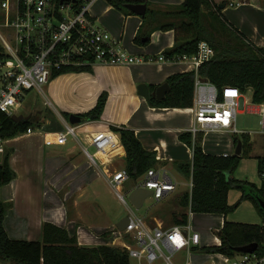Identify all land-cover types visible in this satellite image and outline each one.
<instances>
[{
    "label": "crops",
    "instance_id": "crops-1",
    "mask_svg": "<svg viewBox=\"0 0 264 264\" xmlns=\"http://www.w3.org/2000/svg\"><path fill=\"white\" fill-rule=\"evenodd\" d=\"M129 1L146 3V14L149 10L153 11L151 13L153 20L145 25V29L150 26L156 29L151 33L150 41L146 45L135 42V37L144 23L142 15L135 12L124 13L107 0H96L91 6V13L132 53L147 58L171 48L180 34L179 27L163 29L161 24L177 21L174 16L166 15L165 12H173L184 0ZM217 12L226 25L236 27L255 44L264 46V4L262 6L248 2L239 6L226 5ZM194 70L192 64L185 62L146 61L132 65L97 63L87 70L62 73L50 80L46 84L47 92L54 101L47 97V104L51 107L48 112L34 107L18 114H32L35 120L43 125L55 123L53 122L55 120L47 118V114H51L59 117L64 123V119L69 120L64 116V112L80 114L89 111L97 104L100 95L107 93V102L101 119L84 122L82 119L81 123L76 124L78 132H84L86 135L111 127L112 124L125 125L136 132L146 149L157 152L159 166L164 168L171 166L175 176L181 177L178 175L183 173L177 168L176 163L191 160L193 149L180 139V134L189 131L193 122V112L190 107L151 106L148 99L139 93L138 85L142 82L149 86L162 84L173 73ZM32 129L34 130L32 133L21 134L12 138L13 140L8 139L7 146L5 145V150L12 149L9 160L17 174L10 183L0 187L1 199L12 203V208L5 219L9 235L12 238L37 240L41 237L43 222L50 221L66 227L70 234L77 232L81 245H118L116 243L123 240L120 239L121 233L115 232L117 223L100 226L72 222L68 217L65 200L73 198L75 205L92 202L87 196L94 190V182L99 177H105L106 169L125 168L126 160L122 167L116 163L118 157L126 156L123 144L117 150L118 155L108 158L109 162L104 166H96L88 159H81L75 153L76 148L71 143L69 145L70 140L63 145L45 144V135L60 130L61 127H44L43 131L37 134L34 125ZM19 139L25 141L16 145ZM78 145L83 151L82 143L78 142ZM235 147L234 135L228 130L204 133L203 148L207 153L229 155L235 153L232 151ZM36 148L42 152H36ZM100 157L105 160V156ZM175 176L173 175L179 185L180 180ZM190 183L191 178L188 183L189 189L186 191L191 190ZM62 189H67L65 197L59 195ZM183 192L176 194L174 192L172 195H181ZM172 195L163 200L169 199ZM194 214L196 213L193 212V216ZM207 214L217 215L221 227L223 226V214ZM162 216L163 213L157 212L154 219L162 221L164 220ZM102 228L105 230H97ZM21 234L25 237H20Z\"/></svg>",
    "mask_w": 264,
    "mask_h": 264
},
{
    "label": "built area",
    "instance_id": "built-area-1",
    "mask_svg": "<svg viewBox=\"0 0 264 264\" xmlns=\"http://www.w3.org/2000/svg\"><path fill=\"white\" fill-rule=\"evenodd\" d=\"M96 0H0V113L18 114L17 107L32 89L43 91L56 71L90 67L97 63L132 65L143 62L177 63L194 66L196 83L193 104V122L189 131L195 138L200 132L228 130L233 134L243 133L237 127V115L245 103L244 92L237 86L225 85L219 89L198 74L200 65L215 55L214 47L201 40L194 54L168 57L164 51L145 58L127 50L122 42L91 13ZM213 4L225 3L239 6L253 0H210ZM262 116L264 128V104L248 108ZM34 130L29 128L26 133ZM250 133V132H249ZM72 136L81 143L76 124L64 119L60 130L49 132L44 137L46 145H63ZM87 145L82 144L88 160L96 166H104L122 142L118 132L111 127L86 134ZM7 139H0V152L5 150ZM95 147V152L89 150ZM116 152V153H115ZM105 156V160L100 157ZM131 177L126 168L106 169V180L116 196L128 204L122 186ZM178 182L164 167L150 168L129 192L136 187L152 190L156 201L172 195ZM190 186L193 183L191 179ZM131 212L129 223L121 235L128 240L120 244L125 248L132 264H264V243L252 252H237L228 255L218 250L201 246V233L193 228V211L187 209L188 222L167 224L164 220L151 223L147 217ZM221 229V228H220ZM120 235V236H121ZM220 246L222 240L218 236ZM193 251L195 253H193ZM182 255V259L179 256ZM194 255L204 259L196 261Z\"/></svg>",
    "mask_w": 264,
    "mask_h": 264
},
{
    "label": "trees",
    "instance_id": "trees-1",
    "mask_svg": "<svg viewBox=\"0 0 264 264\" xmlns=\"http://www.w3.org/2000/svg\"><path fill=\"white\" fill-rule=\"evenodd\" d=\"M124 13L132 12L127 4L129 0H107ZM212 7V8H211ZM216 8L214 10V8ZM211 9L206 11L205 9ZM219 4L210 0H184L172 15L177 21L162 23L163 29L179 27L180 34L175 44L164 51L168 57L181 54H194L198 51L201 40L208 41L215 49V55L202 63L198 69L199 76L215 84L219 89L225 85L239 87L244 93L252 89V101L264 104V46L255 44L243 32L234 26H228L219 16ZM152 10L143 16L144 23L135 37L140 45L149 43L154 26L145 29L150 23ZM89 67L63 69L56 71L52 79L62 73L87 70ZM196 71H186L171 74L165 82L170 84V90L163 99L155 96L148 98L154 107H191L194 99ZM160 84H150L155 90ZM107 93L100 95L97 104L89 111L79 115L84 121L100 120L107 102ZM70 113L64 112L69 119ZM34 123H39L34 116L27 121H16L7 113H0V139H11L27 132ZM111 128L119 133L126 150V166L132 180L138 181L150 168L158 167L157 152L148 150L136 132L125 126L112 124ZM204 132L193 137V134L183 132L180 139L193 149V158L177 162V168L192 179L190 191L183 192L179 197L180 211H172V221L187 223V209L195 213H219L224 216L221 227L220 246H209L228 255L237 253L236 247L258 242L263 244V227L258 223L231 222L227 219L229 213L236 210V204L229 203V193L232 187L243 189L242 199H251L260 213L264 215L258 198H264V180L262 185L249 180L238 179L234 172L240 166L242 159L250 156L253 148L251 134L243 132L234 134V141L242 142V154L229 155L207 153L203 148ZM10 149L5 159L0 162V187L10 183L16 172L10 165ZM258 169L264 177V156H259ZM249 187L250 191L245 192ZM12 203L0 197V264H132L128 251L120 246L110 244L81 245L78 234H70L69 230L50 221L42 224L41 237L37 240L12 238L5 225L6 216ZM264 248V246H263Z\"/></svg>",
    "mask_w": 264,
    "mask_h": 264
},
{
    "label": "rangeland",
    "instance_id": "rangeland-1",
    "mask_svg": "<svg viewBox=\"0 0 264 264\" xmlns=\"http://www.w3.org/2000/svg\"><path fill=\"white\" fill-rule=\"evenodd\" d=\"M253 2L262 6L264 4V0H253ZM99 24L101 23L99 22ZM47 97H49L52 101H54L51 95L48 94L47 92V85L44 86V92L38 89H32L26 94L21 104L17 107V112L23 113L27 109L34 107H39L43 109L44 112H48L51 109V107H49L47 104L48 103ZM244 99H245V103L241 104L239 107V111L237 115V127L239 130H242L243 132L251 133V142H252L253 150L250 156H246L242 159L240 166L234 172V176L238 179L249 180L257 183L258 185H262L264 177L260 175L258 169V161H259L258 158L259 156H264V128L261 123L262 116L258 112L248 111V108L250 106L253 107L256 106L255 103H253L252 101V89L248 90L244 94ZM47 118L55 120L53 121L55 123L53 124L49 123L47 125L46 124L43 125V123H35L34 124L35 132H36L35 134L43 131L44 127H48V128L63 127V121L59 117H54L51 116V114H47ZM78 134L81 143L87 145V137L84 134V132H78ZM27 139L30 140V138ZM69 140H70L69 145L71 143V145H73L76 148L75 153L81 159L87 160L88 158L80 148L79 146L80 144L78 145V142L74 140L72 136L69 137ZM24 141L25 139H19V141L15 144L19 145ZM53 148H55V146H53ZM53 148H48V149H53ZM235 149L236 147L232 151H235ZM9 150H10L9 148H6V150L0 152V162L5 159L6 153ZM89 150L91 152H95L96 149L94 146H89ZM35 151L38 153L42 152L38 148H36ZM36 160L39 161V159L37 158ZM125 160H126L125 157H118L116 163L119 167H122ZM160 167L161 166H158V168ZM165 168L167 170V173L172 178H174L173 175L175 176L174 173L175 171L172 169V167L170 166ZM178 176L181 177H177V176L175 177H177L180 180V184L178 185V189L175 191V194L189 189L188 183L190 181V177L184 174L183 175L179 174ZM133 182L134 181L130 179L127 182H125L122 186V191L125 194L126 199L128 200V204L126 205L116 196L115 191L106 180V175L104 178L99 177L96 180V182H94L95 185L94 190L90 191L89 196H87L88 200H92V202L79 203L75 205L73 198L65 200L66 207L68 210L67 212H68L69 220L72 222H76L77 224L83 223L87 225L98 224L100 226L101 225L111 226L112 224H116L117 221H120L122 218L128 216L131 213L128 209L129 206L136 214L143 217H147L151 223L155 222L154 217L156 216L157 212L163 213L164 217L163 216L162 217L167 224L173 222L171 212L172 211L178 212L181 210V207H179L180 194L175 196L172 195L171 197H169V199H165L161 202H158L154 199V197L149 196L141 208H136L132 203V201L129 199V194H130L129 190L132 188ZM65 191H67V189H62L61 191H59V195L65 197ZM249 191L250 188L246 187L245 192H249ZM243 193H244L243 189H239L237 187L231 188L229 193V203L236 204L240 201V205L236 208L235 211L229 213L227 219L231 222L258 223L263 227V237H264V215L260 213L259 209L251 199H242ZM192 223H193V228L201 233V237H202L201 246L209 247L218 244V240H217L219 239L218 231L220 230L221 225L217 215H212L207 213H196L193 216ZM97 230L104 231L105 229L102 228ZM116 231H118V229L115 226V232ZM20 237H25V236L21 234ZM120 239L128 240L125 235L123 236L121 235ZM114 243L116 242L114 241ZM120 243H116L118 244L116 246L121 247ZM262 243H264V240L262 241ZM193 253L195 252L193 251ZM179 258L182 259V255L179 256ZM194 259L196 261H201L202 259H204V257L194 255Z\"/></svg>",
    "mask_w": 264,
    "mask_h": 264
},
{
    "label": "water",
    "instance_id": "water-1",
    "mask_svg": "<svg viewBox=\"0 0 264 264\" xmlns=\"http://www.w3.org/2000/svg\"><path fill=\"white\" fill-rule=\"evenodd\" d=\"M226 6L225 3L220 4L221 8H224ZM127 7L132 11L137 14H140L142 16H145L146 10H147V4L146 3H128ZM170 90V84L168 82H163L160 84L155 90H151L149 84L142 82L138 85V91L140 94L144 95L147 99L150 98L151 96H155L158 99H163L167 92ZM12 117L16 121H27L32 118V114H13ZM82 117L77 114V113H71L69 115V121H71L74 124H79L82 121ZM235 153L238 155L242 154V142L241 140L238 141L235 149ZM152 190L147 189L144 187H136L130 191L129 194V199L132 201L134 206L136 208H141L146 199L151 196ZM259 203L261 207L264 209V198L259 197L258 198ZM129 223V217L125 216L122 218L120 221L117 222L116 227L120 230L123 231L126 226ZM222 231L221 229L218 231L219 236L221 235ZM259 243L258 242H252L249 244L241 245L236 247L237 252H252L257 249Z\"/></svg>",
    "mask_w": 264,
    "mask_h": 264
},
{
    "label": "bare ground",
    "instance_id": "bare-ground-1",
    "mask_svg": "<svg viewBox=\"0 0 264 264\" xmlns=\"http://www.w3.org/2000/svg\"><path fill=\"white\" fill-rule=\"evenodd\" d=\"M101 155V154H100ZM102 157H104L103 155H101Z\"/></svg>",
    "mask_w": 264,
    "mask_h": 264
}]
</instances>
